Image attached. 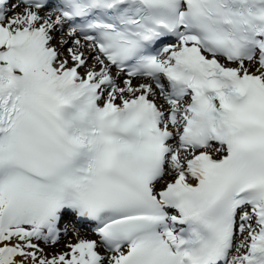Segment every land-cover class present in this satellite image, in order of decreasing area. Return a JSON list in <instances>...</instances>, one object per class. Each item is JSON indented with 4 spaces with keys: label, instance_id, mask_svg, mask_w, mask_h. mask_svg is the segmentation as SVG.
<instances>
[{
    "label": "snow or ice",
    "instance_id": "snow-or-ice-1",
    "mask_svg": "<svg viewBox=\"0 0 264 264\" xmlns=\"http://www.w3.org/2000/svg\"><path fill=\"white\" fill-rule=\"evenodd\" d=\"M0 264H264V0H0Z\"/></svg>",
    "mask_w": 264,
    "mask_h": 264
},
{
    "label": "bare ground",
    "instance_id": "bare-ground-1",
    "mask_svg": "<svg viewBox=\"0 0 264 264\" xmlns=\"http://www.w3.org/2000/svg\"><path fill=\"white\" fill-rule=\"evenodd\" d=\"M17 11H19V9H17ZM57 35V34H56ZM60 35H57V37L59 38ZM82 235L86 236V237H90V233H88L86 230H82ZM70 238V237H69ZM68 238V239H69Z\"/></svg>",
    "mask_w": 264,
    "mask_h": 264
},
{
    "label": "rangeland",
    "instance_id": "rangeland-1",
    "mask_svg": "<svg viewBox=\"0 0 264 264\" xmlns=\"http://www.w3.org/2000/svg\"><path fill=\"white\" fill-rule=\"evenodd\" d=\"M57 35H60L59 33H57ZM65 239H68V238H65ZM63 246H64V241H61V244L58 246V251L59 250H63Z\"/></svg>",
    "mask_w": 264,
    "mask_h": 264
}]
</instances>
